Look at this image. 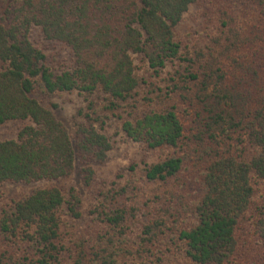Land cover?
<instances>
[{"label": "trees", "instance_id": "trees-1", "mask_svg": "<svg viewBox=\"0 0 264 264\" xmlns=\"http://www.w3.org/2000/svg\"><path fill=\"white\" fill-rule=\"evenodd\" d=\"M203 1L0 0V124L26 122L0 141V184L52 183L0 206V264H264V0H209L213 33L181 41ZM35 28L72 62L51 65ZM72 91L74 135L35 96ZM111 120L157 158L94 189ZM77 172L86 216L55 184Z\"/></svg>", "mask_w": 264, "mask_h": 264}, {"label": "rangeland", "instance_id": "rangeland-1", "mask_svg": "<svg viewBox=\"0 0 264 264\" xmlns=\"http://www.w3.org/2000/svg\"><path fill=\"white\" fill-rule=\"evenodd\" d=\"M211 1V0H210ZM209 4V0L203 1L199 5H193L189 11L184 15L182 22L177 27L178 38L191 45L205 44L206 40L209 38L208 35L213 33L212 26L207 27L206 20L201 13L205 6ZM238 5L237 14H244L245 11H241V7ZM254 14L249 13L247 19L251 21ZM32 40L41 47L45 53L48 55V61L51 65H67L72 62V56L67 47L63 44L50 41L44 38L43 34L39 29L35 28L31 35ZM139 66L141 62H138ZM141 69L142 74H147L145 64ZM35 96L41 101V103L54 110L56 115L67 125L69 131L74 135L76 130L77 121H81V116H78V111L80 108L85 107L86 101L85 97L78 91L72 92H61L53 97H46L39 92H35ZM26 124L25 121H8L6 123L0 124V141L15 138L21 129ZM120 125L119 121L111 120L107 132L111 136L114 143V148L110 152L109 158L106 162L102 164H96L97 169V180L95 181L94 189H99V186L105 184L110 185L118 175L121 173L127 174L130 166L136 164L138 166H143L145 161H154L157 158V154L149 153L143 145L135 143L126 139L121 132H119ZM81 167V162L78 163V170ZM52 183L48 182H37L31 184L24 183H4L0 184V206H7L8 203L13 198H20L27 195L34 187L50 185ZM56 185L60 186L65 192L70 191L75 187L81 194L83 199L82 209L84 215L89 213L93 203L94 197L92 196V190L83 188L80 182V175L77 172L75 175L62 178L55 182ZM84 216V217H85ZM66 221L71 222L70 218H65ZM90 216L82 221H76L77 228L83 229ZM70 223V224H71Z\"/></svg>", "mask_w": 264, "mask_h": 264}]
</instances>
